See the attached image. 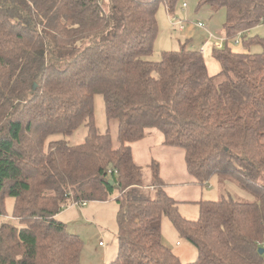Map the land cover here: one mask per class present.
Listing matches in <instances>:
<instances>
[{"label": "trees", "instance_id": "16d2710c", "mask_svg": "<svg viewBox=\"0 0 264 264\" xmlns=\"http://www.w3.org/2000/svg\"><path fill=\"white\" fill-rule=\"evenodd\" d=\"M160 2L172 13L179 0H0V264H80L82 242L56 214L111 197L118 246L107 264H263L264 37L248 31L264 24V0H194L222 17L214 74L185 42L148 58ZM96 93L117 119L116 147L94 124ZM80 125V143L48 139ZM151 127L183 149L199 182L228 175L254 199L200 200L196 219L182 217L157 163L144 183L132 158L130 142ZM162 215L196 247L194 261L163 242Z\"/></svg>", "mask_w": 264, "mask_h": 264}, {"label": "rangeland", "instance_id": "374dc122", "mask_svg": "<svg viewBox=\"0 0 264 264\" xmlns=\"http://www.w3.org/2000/svg\"><path fill=\"white\" fill-rule=\"evenodd\" d=\"M183 2L188 6H183ZM194 6V0H179L173 12L167 13L163 3H159L156 11L158 32L153 42V51L148 58L158 60L161 50L177 49L183 42L186 43L187 48H198L200 43L205 44L207 38L212 37L204 30L207 17H198L194 14ZM170 15L184 20L182 29L171 25ZM197 21H201L204 27L197 26L195 24ZM248 32L249 35L264 37V24L255 26ZM212 38L215 42L213 46H215L218 44L216 42L219 37L213 35ZM250 50L258 52L262 48L260 45L253 44ZM205 55L203 54L204 57ZM93 118L97 130L102 133L108 132L112 147H116L118 145L117 119L106 118L103 98L98 93L93 95ZM85 134L86 127L80 125L71 134H51L48 139L60 138L69 144H77L83 141ZM130 148L134 162L141 167L144 183L150 181L151 163H157L158 175L164 183V191L177 201V212L186 219L193 220L198 217L200 200H218L222 196H231L240 201L254 199L252 193L240 188L228 175L221 176L214 173L203 182H199L186 170L183 149L164 144L162 134L156 128H147L142 138L130 142ZM153 193L154 191L150 190V194ZM12 205V197L6 196L4 213L9 217L12 214ZM117 209L118 205L114 197H111L104 201H88L82 206L71 205L56 214L57 219L64 222L66 230L77 235L82 242L80 264H107L113 260L118 246ZM3 219H5L4 216L0 215V221ZM160 228L163 242L179 256L180 262L187 263L196 259V247L178 233L166 215L161 216Z\"/></svg>", "mask_w": 264, "mask_h": 264}, {"label": "crops", "instance_id": "0c3cea01", "mask_svg": "<svg viewBox=\"0 0 264 264\" xmlns=\"http://www.w3.org/2000/svg\"><path fill=\"white\" fill-rule=\"evenodd\" d=\"M187 3V2H186ZM185 6H188V4H186ZM194 14H197L198 17H207V23L205 25L206 28H204V30L207 32V30L209 32L212 33V35H215V36H218V37H221L222 35V32H221V21H222V17L220 15L216 17H208L207 14H206V11L204 12H196L195 10H193ZM200 20V19H199ZM174 27V26H173ZM213 37V36H212ZM212 37H208L207 40H206V43L205 44H202L201 43L199 44V47L198 48H194V49H198L201 47V52L203 54H206L204 59H205V63H206V66H207V70H208V73L209 74H214L216 73L218 70H219V67H218V64H216L217 62L214 60V58L212 57L211 55V51H212V48L214 47H217L218 44H219V41L216 42L218 44H215V46H213L215 43L213 40ZM235 50L237 49V47L234 48ZM210 59V60H209ZM208 60V61H206ZM210 61V62H209ZM216 62V63H215ZM69 207V206H67ZM66 208V207H65ZM64 209V208H63ZM62 209V210H63ZM57 217V215H56ZM174 253V252H173ZM176 254V253H174ZM177 255V254H176ZM178 256V255H177ZM179 257V256H178Z\"/></svg>", "mask_w": 264, "mask_h": 264}, {"label": "built area", "instance_id": "2783aa9c", "mask_svg": "<svg viewBox=\"0 0 264 264\" xmlns=\"http://www.w3.org/2000/svg\"><path fill=\"white\" fill-rule=\"evenodd\" d=\"M182 5L185 6L186 4L183 3ZM169 22L171 23L172 26H177L179 29H182L183 26H184V20L179 19V18H177V17H171V15L169 16ZM195 24H196L197 26L204 27V25H203V23H202L201 21H197ZM207 32H208L209 35L213 36L212 33L209 32L208 30H207ZM238 34H239V33H238ZM238 34H237V35H238ZM223 39H224L223 37H219V40H218V41H219V44H218V47L221 46V43H222ZM79 204L84 205L85 202L76 203V202L72 201L68 206H71V205H79ZM99 244H101V243H99Z\"/></svg>", "mask_w": 264, "mask_h": 264}, {"label": "water", "instance_id": "95a60500", "mask_svg": "<svg viewBox=\"0 0 264 264\" xmlns=\"http://www.w3.org/2000/svg\"><path fill=\"white\" fill-rule=\"evenodd\" d=\"M33 86H34V84H33ZM110 183H111V181H110ZM262 251H263V248L260 247V248H259V252L262 253Z\"/></svg>", "mask_w": 264, "mask_h": 264}]
</instances>
